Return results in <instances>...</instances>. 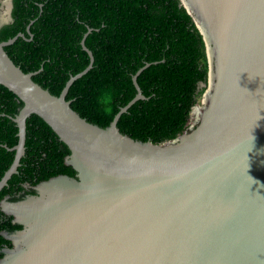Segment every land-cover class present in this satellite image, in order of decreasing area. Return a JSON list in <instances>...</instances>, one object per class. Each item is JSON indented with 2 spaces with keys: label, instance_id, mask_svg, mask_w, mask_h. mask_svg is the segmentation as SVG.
Listing matches in <instances>:
<instances>
[{
  "label": "water",
  "instance_id": "obj_1",
  "mask_svg": "<svg viewBox=\"0 0 264 264\" xmlns=\"http://www.w3.org/2000/svg\"><path fill=\"white\" fill-rule=\"evenodd\" d=\"M1 1L0 27L13 0ZM203 36L206 89L190 114L196 126L164 142L137 140L89 122L66 98L35 82L0 41V85L23 106L13 117L18 143L0 191L25 154L27 119L43 118L71 150L60 174L33 186L36 194L1 209L23 225L0 264H264V0H180ZM90 31V30H89ZM209 47L212 55L209 53ZM211 73L214 74L211 81ZM201 107L203 115L195 118Z\"/></svg>",
  "mask_w": 264,
  "mask_h": 264
},
{
  "label": "trees",
  "instance_id": "obj_2",
  "mask_svg": "<svg viewBox=\"0 0 264 264\" xmlns=\"http://www.w3.org/2000/svg\"><path fill=\"white\" fill-rule=\"evenodd\" d=\"M12 21L0 27V41L24 72L54 95L72 75L93 66L70 86L66 98L89 122L108 127L136 95L137 75L145 99L133 103L118 128L134 139L159 143L188 127L193 106L206 89L208 62L203 36L180 0H13ZM1 13V1H0ZM90 30V31H89ZM23 101L0 85V180L15 157L19 140L13 117ZM71 153L39 115L27 119L25 154L18 172L0 191L12 201L36 194L33 186L60 174L76 175L66 163ZM0 207V259L12 247L4 231L23 225Z\"/></svg>",
  "mask_w": 264,
  "mask_h": 264
},
{
  "label": "bare ground",
  "instance_id": "obj_3",
  "mask_svg": "<svg viewBox=\"0 0 264 264\" xmlns=\"http://www.w3.org/2000/svg\"><path fill=\"white\" fill-rule=\"evenodd\" d=\"M209 53H210V55H212V52H211L210 47H209ZM213 77H214V74L211 73V81L213 80ZM202 115H203L202 108L201 107L197 108L196 111H195V118H196V120L197 119H200L202 117Z\"/></svg>",
  "mask_w": 264,
  "mask_h": 264
},
{
  "label": "rangeland",
  "instance_id": "obj_4",
  "mask_svg": "<svg viewBox=\"0 0 264 264\" xmlns=\"http://www.w3.org/2000/svg\"><path fill=\"white\" fill-rule=\"evenodd\" d=\"M2 1H5V0H2ZM199 103H200V105H204L203 103H201V100L199 101ZM195 126H196V123H194L193 119L190 118L189 121H188L187 129L188 130H192Z\"/></svg>",
  "mask_w": 264,
  "mask_h": 264
},
{
  "label": "flooded vegetation",
  "instance_id": "obj_5",
  "mask_svg": "<svg viewBox=\"0 0 264 264\" xmlns=\"http://www.w3.org/2000/svg\"><path fill=\"white\" fill-rule=\"evenodd\" d=\"M28 196H29V195H24V196L20 197L18 200H20V199H21V200L23 199V201H24V200H27V199H28ZM6 198H7V197H6ZM9 200H10V199H9ZM29 201H31V200L29 199V200H27L26 203H25V204H28V206L33 204V202L27 203V202H29Z\"/></svg>",
  "mask_w": 264,
  "mask_h": 264
}]
</instances>
